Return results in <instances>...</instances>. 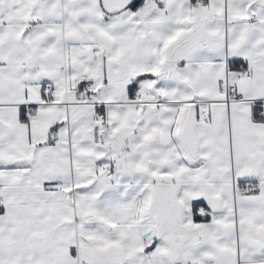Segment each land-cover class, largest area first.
<instances>
[{
  "label": "snow or ice",
  "instance_id": "6c2138e0",
  "mask_svg": "<svg viewBox=\"0 0 264 264\" xmlns=\"http://www.w3.org/2000/svg\"><path fill=\"white\" fill-rule=\"evenodd\" d=\"M0 264H264V0H0Z\"/></svg>",
  "mask_w": 264,
  "mask_h": 264
}]
</instances>
